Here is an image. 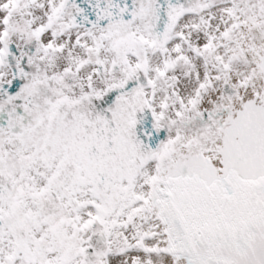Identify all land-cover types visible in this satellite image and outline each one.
Segmentation results:
<instances>
[{
	"label": "snow or ice",
	"instance_id": "6c2138e0",
	"mask_svg": "<svg viewBox=\"0 0 264 264\" xmlns=\"http://www.w3.org/2000/svg\"><path fill=\"white\" fill-rule=\"evenodd\" d=\"M0 264H264V0H0Z\"/></svg>",
	"mask_w": 264,
	"mask_h": 264
}]
</instances>
